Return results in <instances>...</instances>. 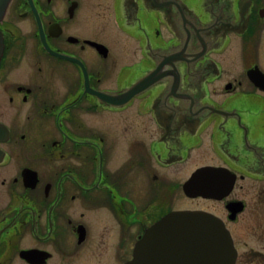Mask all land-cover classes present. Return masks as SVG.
<instances>
[{
	"label": "flooded vegetation",
	"instance_id": "af4514ba",
	"mask_svg": "<svg viewBox=\"0 0 264 264\" xmlns=\"http://www.w3.org/2000/svg\"><path fill=\"white\" fill-rule=\"evenodd\" d=\"M0 32V264H127L184 210L264 264V0H10Z\"/></svg>",
	"mask_w": 264,
	"mask_h": 264
},
{
	"label": "water",
	"instance_id": "95a60500",
	"mask_svg": "<svg viewBox=\"0 0 264 264\" xmlns=\"http://www.w3.org/2000/svg\"><path fill=\"white\" fill-rule=\"evenodd\" d=\"M10 0H0V20ZM0 32V59L3 53ZM190 196L209 197L207 167L185 184ZM237 251L224 222L202 210L173 211L148 228L127 264H234Z\"/></svg>",
	"mask_w": 264,
	"mask_h": 264
},
{
	"label": "rangeland",
	"instance_id": "374dc122",
	"mask_svg": "<svg viewBox=\"0 0 264 264\" xmlns=\"http://www.w3.org/2000/svg\"><path fill=\"white\" fill-rule=\"evenodd\" d=\"M203 205H205V203H203Z\"/></svg>",
	"mask_w": 264,
	"mask_h": 264
}]
</instances>
